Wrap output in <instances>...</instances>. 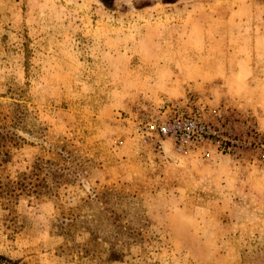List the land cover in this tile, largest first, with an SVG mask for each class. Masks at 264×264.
I'll list each match as a JSON object with an SVG mask.
<instances>
[{
  "label": "rangeland",
  "instance_id": "1",
  "mask_svg": "<svg viewBox=\"0 0 264 264\" xmlns=\"http://www.w3.org/2000/svg\"><path fill=\"white\" fill-rule=\"evenodd\" d=\"M263 34L264 0H0L7 174L39 158L43 186L0 198V257L264 264ZM190 93L255 123L258 146L160 155L132 120Z\"/></svg>",
  "mask_w": 264,
  "mask_h": 264
},
{
  "label": "built area",
  "instance_id": "2",
  "mask_svg": "<svg viewBox=\"0 0 264 264\" xmlns=\"http://www.w3.org/2000/svg\"><path fill=\"white\" fill-rule=\"evenodd\" d=\"M242 120L238 113L212 106L203 96L190 93L151 105L132 121L160 155L209 159L213 155L238 156L258 146L255 123H247L243 131Z\"/></svg>",
  "mask_w": 264,
  "mask_h": 264
},
{
  "label": "trees",
  "instance_id": "3",
  "mask_svg": "<svg viewBox=\"0 0 264 264\" xmlns=\"http://www.w3.org/2000/svg\"><path fill=\"white\" fill-rule=\"evenodd\" d=\"M18 138L15 133L0 125V198L17 199L22 194L39 195L43 192L42 179L38 178V170L41 169L42 161L39 158L32 169L19 172L15 179L7 174L8 164L11 162V151L17 146ZM1 258L7 260L8 264H15L5 257ZM0 264L3 263L0 262Z\"/></svg>",
  "mask_w": 264,
  "mask_h": 264
},
{
  "label": "crops",
  "instance_id": "4",
  "mask_svg": "<svg viewBox=\"0 0 264 264\" xmlns=\"http://www.w3.org/2000/svg\"><path fill=\"white\" fill-rule=\"evenodd\" d=\"M258 37H259V38H262V39L264 40V34H263V35H260V36H258ZM241 62H242V61H241ZM241 64L244 66L243 70H244L245 72H249V71H250L249 69L246 68V66H245V62H244V61H243ZM240 70H242V67H240Z\"/></svg>",
  "mask_w": 264,
  "mask_h": 264
}]
</instances>
